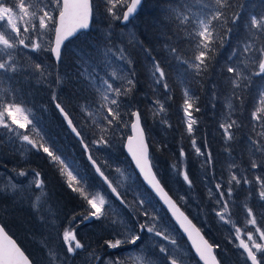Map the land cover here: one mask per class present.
I'll list each match as a JSON object with an SVG mask.
<instances>
[{"label":"snow or ice","instance_id":"obj_1","mask_svg":"<svg viewBox=\"0 0 264 264\" xmlns=\"http://www.w3.org/2000/svg\"><path fill=\"white\" fill-rule=\"evenodd\" d=\"M142 2L143 0H103L107 27L88 39L87 50H75L76 61L71 75H62L57 71L53 80L51 65L36 61H33L34 66L21 64L16 59V52L19 49H28L33 53L48 52L58 69L59 64L63 62V50L70 39L90 30L94 0H39L40 6L36 11H30L35 5L26 4L25 0H18L15 4L0 0V130H4L0 134V155H3L5 150L19 153L21 156L26 152L44 154L47 162L58 173L62 186L82 204L87 205L83 213L73 214L69 221V224L75 223L76 228L63 231V252L57 254L49 249L50 264H75L80 252L91 247L78 238L77 229L81 226L88 227L93 221H99L103 229L114 238L104 240V245L109 250L118 249L121 245L144 248L143 241L147 235L150 245L144 255L130 257L133 264H184L176 230L170 229L168 224L164 223L166 215H161L165 207L191 241V246L199 258L197 264L200 261L203 264H220L215 254V249L221 248L220 244L210 243L202 234V228L193 224L177 206L169 191H166L159 165L150 153L151 137L144 126L142 113L135 103L136 65L140 53L149 58L146 68L155 97L149 105V110L153 113L154 121L158 120L162 126L170 127L165 118L167 109L165 103L155 94L160 86L163 87L164 94L170 93L167 67L172 61H175L178 68L183 69L181 84L185 87L181 107L185 128L191 137L197 158H203L206 179L207 169L214 166V160L208 150L207 141L200 146L194 136L197 119L193 113L200 112L201 109L197 104L198 97L190 87V81L195 80L198 84L207 82L212 109L217 107V101H223L224 111L221 119L227 117V122H220L219 129L222 130L225 141V152H229L231 142L237 139V131H241L243 127L249 129L247 151L251 154L250 169L240 170L238 163L231 162L228 167L234 171L229 173L227 189L222 188V182H217L215 191L219 193V198H215L211 188L209 195L210 199H216L218 208H214L213 212L218 221L226 225L231 224L234 228L235 241L238 243H233L231 238L229 243L243 250L240 257L244 264H264V221H258L253 207L247 204L244 205L246 224L254 231L236 227L229 215L233 194L242 185L247 186L248 199L256 198L264 204V85L256 86L250 124L244 125L242 121L231 118L238 110L244 111L245 94L253 87L254 78L264 80V44L256 45L257 39L264 37V10L258 13L249 10L247 16L242 17L243 10L255 5H247L244 0H168V6L161 13L164 19L160 24L164 31L161 36H157L158 41H161L162 37V60L153 55V49L145 46V41L138 38L135 31L127 28ZM194 5L199 6L196 11L192 10ZM118 7L124 9L122 16ZM242 18L246 30L245 37L231 49L227 60L220 67L221 76L225 69L228 74L223 77L227 82L226 90H220L218 83L212 79L213 75L217 74V55L229 44ZM19 21H23V29L19 27ZM114 21H119L124 26L119 32L114 30ZM187 26H191L190 31ZM181 31L185 33L184 39L195 48L194 58L185 59L176 43L181 39ZM45 37H48L47 43H44ZM5 77L9 81L20 77L26 83L34 80L37 85L49 87L55 112L77 142L71 147L78 145L86 154L87 165L83 170L80 166L82 162L68 152V146L59 141L50 127L34 115L32 109L26 106V101L18 98L17 90L2 86ZM67 83H72L75 87L62 99L61 93ZM164 99H171V95H166ZM77 106L81 113L86 114L85 125L88 118L97 113L101 115L100 119L93 121V128L81 126L76 122L73 112ZM129 127L132 134L127 135L123 146L131 156V161L121 167L123 162L117 163L113 159L112 150L117 147L118 137L122 139ZM95 128L100 130L99 135H96ZM97 153H102V156ZM112 167L127 181L126 187L114 186V178L108 171ZM137 170L139 175H136ZM248 171H251L254 179L249 178ZM170 173L173 177L181 178L187 189L193 188L183 147L180 148L179 159L173 160ZM17 175L27 177L28 172L21 170ZM140 177L143 178L142 182ZM33 183L36 189L47 193L46 183L41 179L39 171H34L33 179L29 181V184ZM103 185H107V189H110L115 200L119 201L126 212L116 210L115 203L107 198V192L103 196L100 195L105 191ZM23 192V187L14 182L0 185V198L6 201L28 202ZM129 194L132 195V201L127 199ZM186 195L187 193L179 194L180 201L185 205ZM31 208L36 220L49 232L59 227L63 212L59 201L53 205L51 197L46 195L41 205L33 202ZM64 218H67L66 213ZM155 238L166 241L171 247ZM92 258L96 259L98 264H125L119 257L113 259L110 253L107 260L95 256L94 253L89 254V259ZM0 264H37L21 251L3 225H0Z\"/></svg>","mask_w":264,"mask_h":264},{"label":"trees","instance_id":"obj_2","mask_svg":"<svg viewBox=\"0 0 264 264\" xmlns=\"http://www.w3.org/2000/svg\"><path fill=\"white\" fill-rule=\"evenodd\" d=\"M244 3L247 5H255V7L243 10L242 17H246L249 10L253 13H258L261 10H264V0H244ZM167 6L168 0H143L138 13L135 15L131 23L127 25V28H130L137 33L138 38L145 41V46H150L153 49V55H156L162 60L164 59V54L162 53V37L161 41H158L157 36H161L164 31L160 21L164 19L161 15L162 10ZM198 7V5H194L192 10L196 11ZM123 10V8L118 7L120 14H122ZM95 14L97 15L95 16ZM106 15L107 13L105 11L103 0H94L93 19L90 30L86 34L84 32L81 33L77 38L71 39L70 42L67 43L63 50V62L59 64L58 69L54 61L51 59L50 53L46 52L45 57L43 55L41 62L51 65L53 80H55L57 71L62 75L65 73L71 75L76 61V56L74 55L75 50L78 48L85 50L88 49V39L96 36L93 28L105 29L107 27L108 21L105 19ZM243 25L244 19L242 18L238 29L233 32L229 44L217 55V74L213 75L212 79L218 83L220 90H226L225 86L227 82L223 77L228 75L225 69L223 76H221L219 74L220 67L227 60V56L231 52V49L237 46V44L245 37L246 30ZM113 27L116 31V29L120 30L124 26L120 25L119 21H114ZM187 27L190 31L191 26ZM184 36L185 33L181 31V39L176 41V43L185 59L194 58L195 48L188 40L184 39ZM262 44H264V37H260L256 41L257 46ZM29 57L32 59L30 60L32 65L33 61L40 62L38 58L32 57V55ZM138 61L139 62L136 65L137 86L135 91V103L142 113L144 126L147 128L148 134L151 137L150 153L155 157V161L159 165V170L166 185V191H169L172 198L192 219L198 228H202L203 234L210 243L232 247L227 242V239L231 238L236 243L234 239L235 233L232 234V237L228 233H224L223 229L216 224L215 217L208 211L211 202L209 201L210 196H208L207 189H215V183L217 182H222V188L225 190L227 189V181L230 179L229 173L230 171H234L229 169L228 165L233 161L241 166L240 170L250 169L249 160L251 154L247 151V132L249 129L243 127L241 131H237V139L231 142V147L229 148L231 154L225 152V141L222 136V130L219 129V123L227 120V117H224L223 120L221 119V115L224 111L223 101H217V107L212 109L209 104L210 92L208 91L209 85L207 82L205 81L203 84H198L195 80L190 81V87L195 93V96L198 97L197 104L201 109L200 112L193 113V116L197 119V124L194 126V136L197 144L200 146H203L205 141H207L209 145L208 150L211 151L214 160V166H209L207 169L206 179L204 166L202 165L203 158H197L192 147L191 137H189L185 128L181 107L184 99L183 93L185 87V85L181 84L183 69L178 68L175 61H172L170 66L167 67L169 73L168 82L171 89L169 94L171 95V99H164V97L169 94H164L162 86H160L155 94L161 98L167 109L165 118L168 120L170 127L162 126L158 120L154 121L153 113L149 110V105L155 98L150 87L149 73L146 68V65L149 63V58L145 57L143 53H140ZM166 64H168L167 61ZM254 81L253 87L245 94L244 111L240 112L238 110L231 117L232 119L242 121L244 125H249L251 121V110L256 95V86L264 85V81H262L261 78H254ZM11 85L18 86L17 91L19 95H21L20 100L26 101V106L32 109L34 115L40 119L44 125L50 127L53 135L57 136L59 141H62L65 146H68V152L72 156H75L78 161L82 162L80 166L83 170V167L87 165V161L84 158L85 155L78 145L75 148L71 147L72 144H76L77 142L73 135L70 134L69 130L62 124L59 114L55 112L54 106L51 103L52 93L49 87L37 85L34 80L31 83H26L23 79L13 81L11 82ZM74 87V84L67 83L64 86V92L61 93V98L63 99V97ZM98 106L99 105H97V107ZM73 115L75 116L76 122L81 126L90 129L93 128V121L101 118V115L97 113L91 118H88L87 125H85L84 120L86 114L80 112L79 106L76 107V111L73 112ZM94 130L96 135L100 134L98 128H95ZM125 132L126 135H124L122 139L118 137L117 147L112 150L113 159L116 160L117 163L123 162L121 167L130 162L123 150V141L129 134V128L126 129ZM89 138H91V132H89ZM162 145H167V147H163ZM181 147H183L186 152L187 170L193 180V188L190 190L187 189V186L177 177L176 181L179 188L175 191L171 188L172 184L169 182L170 175L168 174V168L174 159H179V151ZM99 154L100 155H97L102 156V153ZM0 170L5 171L6 173L25 170L30 176L34 175V171H39L41 173V179L47 186V193L44 190L36 189L35 186H28L29 182L19 181L17 184H20L23 187V195L27 198L28 202L17 201L16 203H13L10 200L6 201L0 198V223L5 226L6 232H8V234L17 242L31 260L36 261L37 264H50V260L48 259L49 249L55 251L57 254H61L62 245L57 238V235L61 237L60 233H62L61 229H63V223L66 222L67 219H71L73 214L83 213L87 208L86 203L82 204L76 196L62 186L59 181L58 173L47 162V158L42 153H28L26 157L23 158L19 153H11L5 150L4 154L0 155ZM108 171L110 174L111 172L113 173L110 169ZM247 174L250 179H254L251 171H248ZM246 188L247 186L242 185L234 192L233 202H230L229 214H236L238 221L240 223L243 222V214H246L244 205L247 204L248 206L253 207L254 212L257 214L258 221H264V205L256 198L248 199ZM180 193H187V205L195 208V214H197L200 219V224L202 223L204 226L207 225V228L198 224L199 222L197 221V218L193 217L185 204L180 201L178 195ZM17 195H20V193H17ZM46 195L51 197V203L53 205L59 201L63 206L59 227L51 232H49L47 228L41 226L36 220L31 208L33 202L37 205H41L44 202ZM225 195H227L226 191ZM112 201L117 204L115 199L112 198ZM205 203L208 205L205 206ZM44 206L46 207L47 204H44ZM64 213L67 214V218H64ZM161 215H166L164 222L169 224L172 228H175L178 243L188 251L190 261L197 264V260L192 254L185 239L173 225L164 209L162 210ZM78 218L79 215L77 216V219ZM89 226H91V228H87L85 233H78V238L81 239L83 243H96L97 241L104 243L105 239L114 240L112 235L107 230L103 229L99 221H93ZM79 230L80 228L77 229V232ZM143 244L147 248L150 245V242L147 238H144ZM124 246L125 245H121L115 250V253L110 251V254L114 259L117 257H123L122 252L124 251ZM132 247L140 250L142 253L146 250L145 247ZM99 248L101 247L99 246ZM234 249L239 253L242 252L240 249ZM156 252L158 253L157 249ZM215 253L220 263L223 264L219 257V249H215ZM231 253H233V251H231ZM234 255L236 256V254Z\"/></svg>","mask_w":264,"mask_h":264},{"label":"rangeland","instance_id":"obj_3","mask_svg":"<svg viewBox=\"0 0 264 264\" xmlns=\"http://www.w3.org/2000/svg\"><path fill=\"white\" fill-rule=\"evenodd\" d=\"M8 2L10 4H15V3H18V0H8ZM25 2H26V4L35 5V7L30 8V11H36L38 9V7L40 6L39 5V0H25ZM96 15L97 14H95V16ZM35 22H36V24L38 26V20H36ZM18 24H19V27H21V29H23V27L25 26L24 23H23V21H19ZM30 26L31 25H29V27ZM93 30H94V33H96V35H97L103 29L102 28L101 29H95V28H93ZM9 31H10V29H9ZM116 32H119V29H116ZM51 35H53V33ZM47 42H48V37H45L44 43H47ZM30 55H32V57L38 58V60H40V62H41L43 55H44V57L46 56V52L33 53L30 50H28V49H19L16 52V59L21 64L29 65V66H34V65H32V63L30 61V60H32L29 57ZM18 79H22V78H20V77H14L11 81H9L5 77V82H4V84L2 86L5 87V88H9L10 87V88H13V89H16L17 90V87L18 86L17 85L16 86L15 85H11V82H13L15 80L17 81ZM262 81H264V80H262ZM17 96H18L19 99H21V95H19L18 91H17ZM93 111H95V110H93ZM225 122H227V120ZM3 131L4 130H0V134H2ZM27 154L28 153L26 152L22 157L25 158ZM97 154L100 155L99 153H97ZM170 166L168 168V172H169L168 174L170 175L169 182L172 184L171 188L173 190L177 191L178 188H179V185H178V183L176 181L177 177H173L172 174L170 173ZM110 170L113 171V173L111 172V175L114 178V186L121 187V188L122 187H126L127 186V181H125L123 179V177H121L119 175V173L116 172L115 167L110 168ZM18 173L19 172L6 173L5 171H1L0 170V185L7 184L9 182H14V183H19V181L29 182L30 180L33 179V176H30V175H27V177H19L17 175ZM28 186H35V185L33 183V184H28ZM105 192H107V190L106 191H102L100 193V195H102V196L105 195ZM207 192H208V196H210L209 195V188L207 189ZM212 193L214 194V196H215L216 199L219 198V193H217L215 191V189H212ZM225 196H227V195H225ZM107 198H110L112 200V197L110 196L109 193H108ZM127 199L129 201H132V195L129 194L127 196ZM216 199H210V200L208 199L211 202V206L209 207V210L208 211L215 217L216 224L223 229L224 233H226V234L228 233L230 236H232V234L235 233L234 232V228L232 227V225L231 224H227L226 225L222 221H218V218L215 216V213L213 212V209L214 208H218V205L216 204ZM181 202L184 203L183 201H181ZM115 205H116V210L117 211H124V212L127 211L126 209H122V206L118 202ZM207 205L208 204L205 203V206H207ZM185 206L188 208V210L190 211L191 215H193V217L197 218V221L199 222L198 224H200V219L198 218L197 214H195L196 213L195 212V208L193 206H190V205H187V204ZM241 212H243V211H241ZM229 215L231 216V219L235 223L236 227H241L242 229L247 228L249 230L254 231V229H252L250 225H247L246 224V219H247V215L246 214L245 215L243 214L244 221L241 222V223L238 221V218H237V215L236 214H229ZM70 220L71 219H67L66 222L63 223V227H62L63 229H61L62 233H63V231L65 229L76 228V224L75 223L69 224V221ZM164 223H166V222H164ZM200 225L202 227H206L207 228V225L204 226L202 223ZM168 226H169L170 229L172 228L169 224H168ZM79 228H80V230L78 231V233L81 234V233H85V230L87 228L88 229L91 228V226H88V227L81 226ZM62 233H60V234L62 235ZM57 238L59 239V241H60V243L62 245V239H61V237L57 235ZM123 238L124 237H121V239H123ZM144 238L145 239L146 238L148 239L147 235H145ZM244 238L246 239V237H244ZM155 239L159 240L160 243L165 244L168 247H171V245H168L166 241H163L160 238H155ZM229 239L230 238L227 239V242L228 243H229ZM233 243H235V242L233 241ZM233 243H229L232 247L221 246V248L219 249V257H220L222 263L223 264H244V261L240 257V253L237 252L234 249L235 247H233ZM236 243H238V241H236ZM85 244L86 245H89L90 244L91 247H88L87 248V251H81L80 252L79 256L77 257V260H76L75 264H98V262H97L96 259H94V258L89 259V254H93L94 253L95 256H101L103 258V260H107L109 258L110 251H112L113 253H115V250H116V249H112V250L107 249L106 245H104V243H102L101 241H97L96 243H85ZM178 245H179V249H180V254L184 257V264H194L192 261H190V255H189L188 251L184 247H182V245H180L179 243H178ZM99 246L101 248H99ZM97 248H99V249H97ZM231 251H233V253H231ZM62 252H63V248L61 247V253ZM122 254H123V257L120 258V259H122L125 262V264H133V261L130 259V257H132L133 255H144V253H142L140 250H138L136 248H133L132 245H125L124 246V251L122 252ZM234 254H236V256ZM111 257L113 258L112 255H111ZM237 258H240V259H237Z\"/></svg>","mask_w":264,"mask_h":264},{"label":"water","instance_id":"obj_4","mask_svg":"<svg viewBox=\"0 0 264 264\" xmlns=\"http://www.w3.org/2000/svg\"><path fill=\"white\" fill-rule=\"evenodd\" d=\"M141 7V6H140ZM140 7H139V9H140ZM139 11V10H138ZM123 13V12H122ZM138 13V12H137ZM136 13V14H137ZM135 14V15H136ZM122 16V15H121ZM91 22H92V18H91V20H90V27H91ZM121 25V24H120ZM82 33V32H81ZM53 37H54V33H53ZM71 40V39H70ZM54 61V60H53ZM54 63H55V61H54ZM56 64V63H55ZM70 132V131H69ZM132 133H131V129H130V127H129V134L128 135H131ZM126 140H127V136H126V138H125V140H124V143H126ZM124 143H123V145H124ZM123 150H124V152H125V154H126V156H127V158L129 159V161H131V156L128 154V152H127V149L123 146ZM85 155V159H86V154H84ZM86 161H87V159H86ZM133 167H134V164H133ZM136 174L137 175H139V172H138V170H137V172H136ZM140 180H141V182H142V180H143V178L142 177H140ZM105 187H106V189H107V185H104ZM146 186V185H145ZM150 190V189H149ZM107 191L111 194V192H110V189H107ZM112 195V194H111ZM113 196V195H112ZM114 197V196H113ZM115 198V197H114ZM158 199V198H157ZM174 200V199H173ZM175 201V200H174ZM119 202V201H118ZM177 206L178 207H180L178 204H177ZM164 211L167 213V215H168V217H169V219L172 221V223L174 224V226L176 227V229L179 231V233L182 235V237L185 239V241H186V243H187V245H188V247L190 248V250H191V252L193 253V255L195 256V258H196V260L198 261V257L196 256V253H195V250L192 248V246H191V241H189L188 240V237H187V235L186 234H184L183 233V231L179 228V225L178 224H176V222H175V220L171 217V214L170 213H168L167 212V208L165 207L164 208ZM181 211H183L182 209H181ZM186 214V213H185ZM187 215V214H186ZM188 216V215H187ZM189 217V216H188ZM189 219H191L190 217H189ZM192 220V219H191ZM193 222V221H192ZM193 224H195L194 222H193ZM0 225H1V223H0ZM203 234V233H202ZM204 235V234H203ZM10 236V235H9ZM11 237V236H10ZM12 238V237H11ZM13 239V238H12ZM14 240V239H13ZM15 241V240H14ZM16 242V241H15ZM16 244H17V242H16ZM17 246L18 247H20L18 244H17ZM242 250V249H241ZM21 251H23L22 249H21ZM243 251V250H242ZM26 255V254H25ZM217 260H218V258H217ZM219 261V260H218ZM199 264H203V262L202 261H200L199 262Z\"/></svg>","mask_w":264,"mask_h":264},{"label":"bare ground","instance_id":"obj_5","mask_svg":"<svg viewBox=\"0 0 264 264\" xmlns=\"http://www.w3.org/2000/svg\"><path fill=\"white\" fill-rule=\"evenodd\" d=\"M91 24H92V22H91ZM91 28V27H90ZM124 142V141H123ZM231 151V150H230ZM244 151V150H243ZM234 152V151H233ZM247 152V151H246ZM246 154V153H245ZM244 156V155H243ZM247 157V156H246ZM85 158V157H84ZM197 175V174H196ZM196 225V224H195ZM197 226V225H196ZM198 227V226H197ZM203 233V232H202ZM206 238V237H205ZM234 238H235V234H234ZM193 254V253H192ZM195 257V256H194ZM249 264H250V262H249Z\"/></svg>","mask_w":264,"mask_h":264}]
</instances>
